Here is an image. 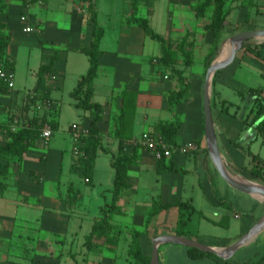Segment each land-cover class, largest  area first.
Masks as SVG:
<instances>
[{
	"label": "crops",
	"instance_id": "0c3cea01",
	"mask_svg": "<svg viewBox=\"0 0 264 264\" xmlns=\"http://www.w3.org/2000/svg\"><path fill=\"white\" fill-rule=\"evenodd\" d=\"M115 1L0 0V34L9 41L5 56L14 73L21 31L25 35L29 34L25 32L27 27L32 32L41 30L39 40L49 48L50 55L45 54L47 48L41 45L40 57L45 62L36 70L32 88L36 87L41 67L55 60L53 71L44 78L50 91L46 109L48 112H56V119L63 114L61 97L68 74L74 75V85L69 93L72 100L69 103L82 117L81 122H73L69 128L76 140L74 148L80 145V138L76 137L72 126L76 124L80 129L89 130L91 124L90 112L77 106L72 93L90 67L84 49L92 47L95 40L91 20L93 9L98 26L104 32L100 42V67L92 97L94 103L104 107L103 121L99 127L105 151L99 150L97 158L102 153L116 156L121 144L127 154L132 155L137 151L139 156L138 163L129 168L130 188L123 192L118 202L121 211L111 216L116 226L115 232H120V236L101 251H88L86 242L93 225L102 215V209L112 204L115 179L113 168L110 174L112 188H108L111 196H104V203L101 201L96 204V215H90L82 193L70 201L69 196L58 195L54 188L52 194L46 196L43 187L34 184L33 172L47 174V171H38L33 166L39 159L43 160L42 156L30 150L22 162L12 163L10 174L5 179L8 188L0 196V264H137L128 253L132 235L136 231L142 234L140 244L147 257L152 255V240L158 236H183L212 248H227L264 220V200L232 188L212 162L205 135L203 82L194 95V123L184 130L183 106L193 95L192 81L188 75L191 67L188 69L185 63L183 68L175 66L190 79V91L189 99L172 109L168 104V96L179 90L178 83L169 76L172 74V66L161 61V46L159 55H146L145 51L138 55L135 52L134 41L138 39L144 45L149 36L133 21L135 13L131 0H123V30H114L108 26L112 14L104 9L107 5L115 4ZM144 1L149 0H139L136 15L150 21L149 17L142 15ZM186 1L197 3V0ZM226 9L227 21L242 24L238 33L264 30V0H226ZM42 25H45L44 29ZM110 31V38L116 43L114 47H108L107 44ZM124 41L128 42L126 48L124 44L122 46ZM252 43L258 44L257 41ZM241 70L258 77L264 76V61L242 50L231 65L216 74L211 99L214 125L220 152L228 169L248 182L264 186V181L252 173L255 166L260 167L263 168L264 177V147L252 151L256 145H264V131L259 132L258 123H254V102L247 96L251 88L244 86L248 88L245 92L238 91L240 103H247L246 111L242 114L238 108L240 103L223 97L224 87L242 86V82L237 79ZM14 88L17 89L16 84ZM258 89L264 95V87ZM18 93L23 95L19 90ZM5 97L7 99L9 96L0 95V100H5ZM169 122L179 125L175 137L176 146L195 143L199 149L194 152H178L171 158L159 161L150 151L130 144L143 133L155 130L158 124ZM97 158L93 185L97 179ZM170 168L177 172H172ZM154 173L158 176L156 188L148 191L144 188L140 193V186L144 185L149 174ZM79 178L82 184L80 187H83L86 182L81 176ZM15 192L21 196H16ZM141 194L149 197H140ZM154 202L160 205L189 202L194 207L197 213L192 215L188 226L184 228L186 235L178 234L177 207L161 211L146 227V219ZM86 219L89 225L85 227ZM196 219L199 227L194 230L189 225ZM126 233H130V238L126 239V248L123 249ZM159 256L160 264H264V228L228 260L212 255L194 258L190 255L189 247L174 243L160 245Z\"/></svg>",
	"mask_w": 264,
	"mask_h": 264
},
{
	"label": "rangeland",
	"instance_id": "374dc122",
	"mask_svg": "<svg viewBox=\"0 0 264 264\" xmlns=\"http://www.w3.org/2000/svg\"><path fill=\"white\" fill-rule=\"evenodd\" d=\"M114 3L113 5H107L104 9L112 14V20L108 26L114 30H123L125 26L124 22H122V14L125 12V4L123 0H116ZM143 3L144 5L141 7L142 15L149 17L152 28L167 38L165 39L174 54L175 66L185 67L184 59L180 52L182 43H184L185 50L192 58V64L188 66V69L191 67L188 75L192 81L193 95L190 96L189 102L183 106V128L184 130L188 129L194 123L195 119L194 106L196 96L194 95L197 90H200L201 82L203 84L205 82L208 64L215 62L223 53L224 49L229 48L231 37L238 34L239 29L242 28V24L228 20L219 41H217L216 35L209 29L213 18V8H209L204 16L198 17L195 11L198 2L192 4L186 0H149ZM149 11L152 12L150 13ZM20 27L22 30V25ZM44 27L45 25H42L43 29ZM39 32L41 30L37 29V32L23 35L21 31L22 35L18 38L20 45L18 47L15 66V84L17 89H10V94L7 95L9 97L7 99L5 97V100H0V141L5 142L8 139L10 130L14 131L13 126H17L16 130H18L22 125L29 124L34 118L41 120L45 117L53 123L58 122L59 129L55 131L54 136L49 139H44L41 136L32 149L33 154L42 156L43 159H39L33 166L37 167L36 169L38 171H47V174L33 172L32 181L34 184H40L43 187L46 196L52 194V188L60 196H69L68 199L70 201L76 199L82 193L85 203L89 206L87 212H90V215H96V204L101 201L103 202L105 200L104 196H111V194H108L110 192L108 188H112L110 174L113 172L111 167L113 155L108 153L99 154L97 158V179H95L94 185L83 184L81 192L77 194L74 189V184H78L81 179L76 171L73 169L71 171V164L72 160L75 162L78 159L79 153L77 152L78 148H74L76 140L69 128L73 122H81L82 117L79 116L77 109L69 103L72 100L69 93L74 85V75L71 73L68 74V79L64 84L65 88L61 97L63 101V114L59 119H56V112L52 115L51 112L53 111L48 112L46 109V105L48 106L49 102L43 101L39 94L36 93L35 88H32L35 83V72L39 65L45 62V60L41 59L40 53L42 47L46 44H41ZM110 36L111 31L108 37L109 39L107 40L108 47H114L116 43H114ZM126 43L128 42H122L124 48H126ZM134 43L135 52L138 55H142L144 51L146 55H159L160 53V43L149 37L144 42V45L138 39ZM45 48H47V50H44L45 54L50 55L49 48L47 46ZM138 60L140 61V59ZM175 66L172 67V70ZM5 68L10 69L8 66ZM169 76L173 81L178 83L176 76H172V74ZM237 79L242 82V86L223 88V97L232 102H241V96H239L238 91L245 92L248 89L246 87H264V76L258 77L241 70L237 74ZM18 90L23 93L22 96L19 95ZM246 105L247 103L244 101L240 103L238 107L240 114L246 111ZM43 125V127L46 125L51 126L49 123H43ZM261 144L254 146L252 151L256 152L259 149L258 147H264ZM139 148L145 149L144 147ZM147 177L144 185L142 184L140 186V193L143 192H141V189L144 190V188H147L146 190L148 191L157 186L156 179L158 176L156 173L149 174ZM70 187H72L71 190L69 189ZM15 195L21 196L17 192H15ZM140 197L148 198L149 196L141 194ZM108 201H110L109 198ZM86 221L87 219L85 220V227L89 225H87ZM192 223L189 225L191 229L195 230L199 227L197 219ZM129 238L130 233H126L125 241H123V249L126 248V239L128 240ZM29 251L31 250L29 249Z\"/></svg>",
	"mask_w": 264,
	"mask_h": 264
},
{
	"label": "trees",
	"instance_id": "16d2710c",
	"mask_svg": "<svg viewBox=\"0 0 264 264\" xmlns=\"http://www.w3.org/2000/svg\"><path fill=\"white\" fill-rule=\"evenodd\" d=\"M134 17L133 21L136 22L145 32L147 36L151 39L160 43L162 48V59L161 61L165 65L175 66V58L172 49L166 39L155 32L151 27L150 21L146 18L137 17V6L139 0H131ZM198 4L195 8L196 15L202 17L208 11L209 8H213V18L209 29L216 35L217 41H219L224 27L227 23L228 11L226 9V0H197ZM92 23L94 25V37L95 40L92 47L84 49V53L89 57L90 67L88 73L79 81L78 86L72 93V97L77 101V106L84 110L90 112V128L89 133L86 136H82L79 139L80 145H78V159L73 163V170L76 171L79 176L86 182L87 185H91L94 176L95 162L99 150H104L103 142L100 132L99 124L103 121L104 107L101 104L94 103L92 101L93 97V87L94 81L98 77L99 71V56L100 42L104 34L103 30L98 26L96 13L92 9ZM8 39L0 34V70L4 69L6 66L11 68L8 63V59L5 56L6 49L8 46ZM243 51H246L258 59L264 61V43L255 44L252 42L245 43L243 46ZM181 55L184 59L186 66L192 64V58L185 50L184 43L180 47ZM54 62L52 60L50 64L41 67L38 73V80L35 87V91L43 101L49 102V89L46 85L45 75L50 73L54 69ZM212 63H209L207 69L210 68ZM185 72L177 69L176 67L172 70V76H176L178 79L179 90L173 91L168 96V104L170 108L178 107L181 103L189 99L190 91V79L184 76ZM9 86L0 81V95L10 94ZM244 96L243 93H240ZM247 96L250 97L254 106L252 112H255L254 123H258L257 129L259 132L264 131V95L261 89L251 88ZM52 115L55 112H51ZM43 123L51 124L53 131L58 129V122L48 121L47 118L43 117L41 120L34 118L29 124L22 125L16 131L10 130L8 139L5 142L0 141V161H6L5 163L0 162V196H3L4 192L8 188V184L5 179L9 176L12 163H20L23 161L24 156L34 148L38 139L42 136V129L44 128ZM179 125L174 122L160 123L155 130L151 131L155 136H162L171 146H176L175 137L178 133ZM139 156L137 151L134 154L129 155L125 152V147L123 144L120 146L119 153L113 157L111 166L115 170L114 179V189H113V201L112 204L108 205L106 208L102 209V215L96 220L93 225L91 234L87 238L86 248L88 251H101L104 246H107L113 240L118 239L120 232H115L116 226L111 221V216L120 212L121 208L118 206L121 195L125 190L130 188L128 182L129 179V168L136 163H138ZM165 160H159L163 161ZM172 172H177L174 168H170ZM263 168L255 166L252 169V173L264 181ZM81 183L74 184V189L77 194L81 192ZM72 187L69 189L71 190ZM172 207H177L179 211L178 216V234L186 235L184 228L188 226L192 215L197 213L194 207L189 202H177L175 204L160 205L158 202H154L151 211L148 213L146 219V227L148 228L152 222V219L158 215L161 211L170 209ZM116 233V234H115ZM141 233L136 231L132 235V241L130 244V249L128 250L131 259L135 260L137 264H151V256H145L140 244ZM102 244H98V242ZM190 255L194 258L203 255L214 254L203 253L195 248H189Z\"/></svg>",
	"mask_w": 264,
	"mask_h": 264
},
{
	"label": "water",
	"instance_id": "95a60500",
	"mask_svg": "<svg viewBox=\"0 0 264 264\" xmlns=\"http://www.w3.org/2000/svg\"><path fill=\"white\" fill-rule=\"evenodd\" d=\"M257 41L258 44L264 43V30H248L240 32L231 37L229 44L231 52L228 58L224 61H218V59L212 63L206 74L203 94H204V118H205V135L208 143L210 155L214 166L216 167L220 176L229 184L232 188L255 196L258 199L264 200V186L248 182L239 176L233 174L226 166L220 148L218 145L213 111H212V92H213V80L218 72L231 65L240 50L243 49L245 43ZM264 228V220L259 222L252 230L245 234L242 238L236 241L234 244L227 248H212L206 246L198 241L177 235H164L158 236L152 240L153 251L151 264H160L159 247L164 243H174L189 248H195L203 253L214 254L219 258L228 260L236 253V251L249 242Z\"/></svg>",
	"mask_w": 264,
	"mask_h": 264
},
{
	"label": "built area",
	"instance_id": "2783aa9c",
	"mask_svg": "<svg viewBox=\"0 0 264 264\" xmlns=\"http://www.w3.org/2000/svg\"><path fill=\"white\" fill-rule=\"evenodd\" d=\"M25 32L31 33L32 29L27 27ZM0 81L6 83L10 89L15 87V73L8 68L0 70ZM17 126H13L15 131ZM72 130L77 138L86 136L89 133L87 129H80L78 125H73ZM54 135V131L51 126L46 125L42 129V137L44 139H49ZM132 145L135 147H144L146 150L150 151L156 160H162L164 158H171L175 153L187 152V151H197L199 146L195 143H189L184 146H171L162 136H155L152 132H145L139 138L131 141ZM78 152V150H77Z\"/></svg>",
	"mask_w": 264,
	"mask_h": 264
},
{
	"label": "bare ground",
	"instance_id": "6f19581e",
	"mask_svg": "<svg viewBox=\"0 0 264 264\" xmlns=\"http://www.w3.org/2000/svg\"><path fill=\"white\" fill-rule=\"evenodd\" d=\"M231 52L230 44L229 48L224 49L223 53L219 56L218 61H224L228 58L229 54Z\"/></svg>",
	"mask_w": 264,
	"mask_h": 264
}]
</instances>
